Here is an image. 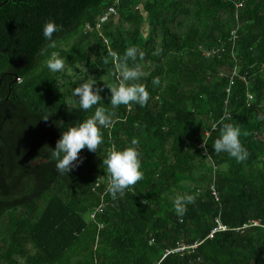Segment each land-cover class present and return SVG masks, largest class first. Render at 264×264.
Listing matches in <instances>:
<instances>
[{"label":"trees","instance_id":"obj_1","mask_svg":"<svg viewBox=\"0 0 264 264\" xmlns=\"http://www.w3.org/2000/svg\"><path fill=\"white\" fill-rule=\"evenodd\" d=\"M110 7L116 15L102 21ZM50 20L62 25L51 41L43 36ZM129 46L143 53L135 63L151 98L112 109L105 83H118V73L102 61ZM52 52L63 72L46 67ZM2 77L0 249L15 254H0V264H264V0H8ZM89 79L116 122L101 129L96 152L85 148L83 162L61 175L51 149L94 114L72 96ZM226 115L241 128L243 163L212 147V125ZM133 138L144 178L112 199L102 160ZM186 192L199 195L181 222L172 200ZM217 219L228 230L208 238Z\"/></svg>","mask_w":264,"mask_h":264},{"label":"clouds","instance_id":"obj_2","mask_svg":"<svg viewBox=\"0 0 264 264\" xmlns=\"http://www.w3.org/2000/svg\"><path fill=\"white\" fill-rule=\"evenodd\" d=\"M61 30L62 25H57L50 20L43 27V36L51 41L54 33ZM51 47H55V44L53 43ZM138 55L142 58L143 53L136 46L127 47L122 56L111 49L107 50V55L102 63L104 65H108L110 62L113 63L116 73H118V83H105L111 93L109 104L112 109L122 105L130 107L132 104H139L144 107L151 98L146 85L139 82L144 74L140 65L135 63ZM129 61L133 63L130 65ZM46 67L54 73L63 72L65 61L59 57L57 52H52L46 60ZM96 83L95 79H89L74 88L72 92V96L78 98L76 103L81 110L89 111L95 106V111L91 117L63 131L60 139L56 142L55 148L51 149V157L56 161V169L61 175L70 173L83 162L80 153L85 148L90 152H96L104 142L101 129L108 128L116 122L113 119L116 115L114 111H109L103 106H97L102 100L100 93L103 89L94 88L93 86ZM159 83V78L153 79L154 85ZM48 119V116L43 118L44 121ZM230 119V115L222 116L212 125L213 130L219 127V138L215 139L212 147L217 155L227 153L237 163H243L250 154L241 143V128L225 122ZM258 119L264 120V116H260ZM248 134L246 131L243 132L244 136ZM138 144L139 141L133 138L131 141L132 146L125 147L122 150L112 147L108 149L106 157L102 160L108 181L106 191L112 199H116L118 195L123 197L126 190L134 188L144 178ZM204 144L206 145L205 141ZM205 152H207L206 147ZM227 167L226 164H222L219 169L227 170ZM198 195L199 193L189 194L186 192L174 196L172 200L173 208L181 222L187 212V206L195 203Z\"/></svg>","mask_w":264,"mask_h":264},{"label":"built area","instance_id":"obj_3","mask_svg":"<svg viewBox=\"0 0 264 264\" xmlns=\"http://www.w3.org/2000/svg\"><path fill=\"white\" fill-rule=\"evenodd\" d=\"M118 1V0H117ZM238 8H241L242 7V4H238L237 6ZM116 9L115 7H110L108 12L106 14H104L102 17H101V20L104 21L106 19H109L110 17L116 15ZM232 40L233 41H236L237 40V31H233L232 32ZM212 53H215V52H212ZM210 53L206 54L209 56ZM237 73L235 72L233 76H235ZM252 97L249 96V99H251ZM213 194L215 195V197L217 198L218 195L216 193V191L213 192ZM218 199V198H217ZM103 207L104 205L102 204L99 208L96 209L95 212H92L90 215H89V219L90 220H95L96 219V216L98 213H102L103 212ZM217 222V226L212 230V232L210 233V235L208 236V238H213L214 235L218 232H223V231H227L228 230V227L223 225L221 223V221L219 219L216 220ZM258 222H253L252 223V226H258ZM100 228H103V225H100ZM202 242H196L195 244L193 245H179L177 249H174V250H168L166 255H169V254H172V253H184L186 250L190 251V250H194L196 249Z\"/></svg>","mask_w":264,"mask_h":264},{"label":"crops","instance_id":"obj_4","mask_svg":"<svg viewBox=\"0 0 264 264\" xmlns=\"http://www.w3.org/2000/svg\"><path fill=\"white\" fill-rule=\"evenodd\" d=\"M16 252H19V250H15ZM0 254L1 255H12L15 254L14 250L10 249H0Z\"/></svg>","mask_w":264,"mask_h":264},{"label":"water","instance_id":"obj_5","mask_svg":"<svg viewBox=\"0 0 264 264\" xmlns=\"http://www.w3.org/2000/svg\"><path fill=\"white\" fill-rule=\"evenodd\" d=\"M7 1H8V0H6V1L3 2V3H1V4H0V7H2L3 5H5V4L7 3ZM2 79H3V77L0 79V86H1V84H2Z\"/></svg>","mask_w":264,"mask_h":264}]
</instances>
